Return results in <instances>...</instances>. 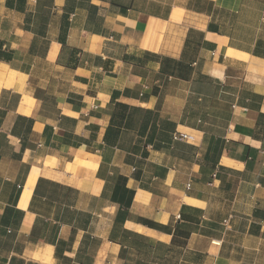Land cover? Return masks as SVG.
<instances>
[{
	"label": "crops",
	"instance_id": "1",
	"mask_svg": "<svg viewBox=\"0 0 264 264\" xmlns=\"http://www.w3.org/2000/svg\"><path fill=\"white\" fill-rule=\"evenodd\" d=\"M0 264H264V0H0Z\"/></svg>",
	"mask_w": 264,
	"mask_h": 264
},
{
	"label": "built area",
	"instance_id": "2",
	"mask_svg": "<svg viewBox=\"0 0 264 264\" xmlns=\"http://www.w3.org/2000/svg\"><path fill=\"white\" fill-rule=\"evenodd\" d=\"M172 140L182 142H193L195 141V137L190 133L175 131L172 133Z\"/></svg>",
	"mask_w": 264,
	"mask_h": 264
}]
</instances>
